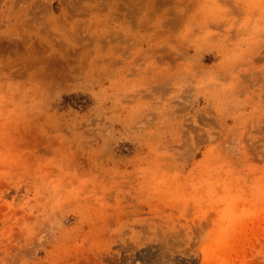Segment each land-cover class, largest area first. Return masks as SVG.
<instances>
[{
    "label": "rangeland",
    "instance_id": "rangeland-1",
    "mask_svg": "<svg viewBox=\"0 0 264 264\" xmlns=\"http://www.w3.org/2000/svg\"><path fill=\"white\" fill-rule=\"evenodd\" d=\"M0 264H264V0H0Z\"/></svg>",
    "mask_w": 264,
    "mask_h": 264
},
{
    "label": "trees",
    "instance_id": "trees-1",
    "mask_svg": "<svg viewBox=\"0 0 264 264\" xmlns=\"http://www.w3.org/2000/svg\"><path fill=\"white\" fill-rule=\"evenodd\" d=\"M66 100H68V99H66Z\"/></svg>",
    "mask_w": 264,
    "mask_h": 264
}]
</instances>
